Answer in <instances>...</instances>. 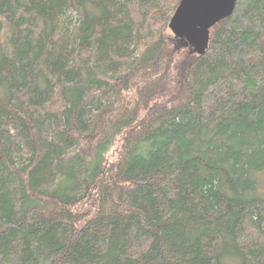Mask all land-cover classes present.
I'll list each match as a JSON object with an SVG mask.
<instances>
[{
  "label": "trees",
  "instance_id": "16d2710c",
  "mask_svg": "<svg viewBox=\"0 0 264 264\" xmlns=\"http://www.w3.org/2000/svg\"><path fill=\"white\" fill-rule=\"evenodd\" d=\"M180 1L0 0V264H264V0Z\"/></svg>",
  "mask_w": 264,
  "mask_h": 264
},
{
  "label": "water",
  "instance_id": "95a60500",
  "mask_svg": "<svg viewBox=\"0 0 264 264\" xmlns=\"http://www.w3.org/2000/svg\"><path fill=\"white\" fill-rule=\"evenodd\" d=\"M237 0H181L169 27L176 37H186L192 52L205 54L209 47L211 29L230 17Z\"/></svg>",
  "mask_w": 264,
  "mask_h": 264
},
{
  "label": "rangeland",
  "instance_id": "374dc122",
  "mask_svg": "<svg viewBox=\"0 0 264 264\" xmlns=\"http://www.w3.org/2000/svg\"><path fill=\"white\" fill-rule=\"evenodd\" d=\"M258 182H259V189L262 191H260L261 193L264 194V173L260 174L259 178H258Z\"/></svg>",
  "mask_w": 264,
  "mask_h": 264
},
{
  "label": "bare ground",
  "instance_id": "6f19581e",
  "mask_svg": "<svg viewBox=\"0 0 264 264\" xmlns=\"http://www.w3.org/2000/svg\"><path fill=\"white\" fill-rule=\"evenodd\" d=\"M170 28V27H169ZM171 30V29H170ZM173 33V32H172ZM174 34V33H173Z\"/></svg>",
  "mask_w": 264,
  "mask_h": 264
}]
</instances>
